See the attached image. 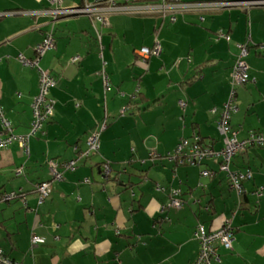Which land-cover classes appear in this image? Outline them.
<instances>
[{"label":"crops","instance_id":"1","mask_svg":"<svg viewBox=\"0 0 264 264\" xmlns=\"http://www.w3.org/2000/svg\"><path fill=\"white\" fill-rule=\"evenodd\" d=\"M83 1L71 0L64 7ZM49 7L47 0H0V106L14 133H28L39 84L36 69L22 66L16 58L19 54L33 58L43 34L49 31L55 47L40 59L39 67L49 70L56 81L49 94L54 101L53 114L30 138L29 155L15 144L0 149V196L21 190L26 197V206L19 199L0 201V248L17 264H191L198 253L195 226L202 224L215 231L231 220L233 247L219 250L217 264H264L263 146H251L232 160L233 171H250L252 175L242 183L239 196L219 171V159L187 165L181 172L160 165L143 174V167L156 161L137 164L150 150L162 156L180 139L194 135L215 150L221 149L217 121L231 93L229 73L238 44L248 45L250 80L234 90L232 104L237 111L231 114L229 124L239 140L252 132L264 134V50L259 48L264 43V7L150 15L151 43L144 40L145 31L142 40L126 26L130 21L117 15L108 17L104 25L93 24L85 16L54 21L45 14ZM141 22L145 27L147 21ZM155 37L161 53L143 61L136 52L153 47ZM178 89L179 97L174 94L167 100L165 94ZM169 102L170 113L162 112L169 115L166 126H159L167 140L172 137L170 144L168 141L165 148L161 143L148 145L151 140L141 141L138 135L136 148L130 150L129 167L126 163L128 168L122 173L119 166L126 162L127 149L122 151L115 141L127 136L120 123L131 120L123 117L127 112H141L139 108ZM190 106V122L183 119L180 126V108L184 112ZM212 108L218 113L212 115ZM110 117L118 119L109 124ZM104 121L98 153L77 160L78 152L86 149L89 132ZM74 159L75 170L65 171L63 181L51 182V194L39 206L34 186L51 180L47 161L62 164ZM102 163L115 174L106 176ZM20 167L23 175L18 177L15 170ZM93 169L101 182L93 179ZM204 170L210 173L207 177L201 175ZM121 173L128 177L122 180ZM89 175L90 183L82 184ZM156 180L165 182L166 191L144 199ZM137 185L139 197L133 191ZM260 188L263 192L257 198L253 193ZM170 189L182 191L185 205L162 212ZM237 201L240 208L232 216ZM32 234L45 242L32 247ZM133 237L138 242L132 245L128 240Z\"/></svg>","mask_w":264,"mask_h":264},{"label":"built area","instance_id":"2","mask_svg":"<svg viewBox=\"0 0 264 264\" xmlns=\"http://www.w3.org/2000/svg\"><path fill=\"white\" fill-rule=\"evenodd\" d=\"M50 4L45 14L57 20L62 17L85 16L88 17L91 23H100L104 25L108 17L119 14H140V15H173L184 11H202L206 9H242L261 8L264 7V0H215L213 2H182L181 0H92L87 2L84 0L80 5L70 7L63 6V0H47ZM160 1V3H156ZM171 21L174 16H171ZM203 20V18H201ZM218 37L226 38L225 35L219 34ZM99 38V35H98ZM55 47V38L51 31L43 34L41 42L35 48V56L27 58L23 54L17 56V61L24 67L34 68L38 72V94L33 99L31 104L32 122L27 134H16L13 131L10 121L5 117L3 108L0 106V149H5L13 144L17 145L24 153L29 155L28 143L31 137L37 135L44 123L47 122L54 110V101L49 97L50 91L55 87L56 81L49 70L39 67L40 59ZM238 53L229 73V83L232 87L228 100L222 105V110L217 121V130L222 137L221 149L215 150L212 145L206 146L201 143L199 137L192 139L182 138L178 141L174 151L167 153L169 162L175 165H201L204 161L210 159H219V171L222 172L229 182V189L236 192L237 196L242 193V183L249 180L252 175L250 171L244 173L231 170V163L234 156L246 150L251 146H264V134L252 132L244 140L237 138V131L232 130L229 120L231 114L237 111V107L232 104L235 95L234 88L244 86L250 80L248 73V65L246 57L249 54L247 44H238ZM264 50V43L259 46ZM161 46L156 37L153 47L140 48L136 55L141 57L143 61L151 56H159ZM75 57L73 61L78 60ZM181 108L185 107L183 101L179 102ZM123 112V111H122ZM210 113L217 114V108H212ZM106 128L105 121L100 127L89 132L85 145L86 149L78 152L77 160L81 158H89L99 150V140L102 131ZM150 162L160 158L154 150L149 151ZM76 159L65 163H58L56 160H48L47 166L51 176L50 181H42L34 186V191L37 194V204L40 206L51 194V182H61L64 180L63 173L65 171H74L76 168ZM144 162H141V164ZM107 165V164H106ZM109 165L105 168V175L109 174ZM175 171V169H174ZM210 173L206 170L202 171L201 175L207 177ZM16 176L23 175L22 167L15 170ZM85 178L82 183H88ZM156 191H164L159 185H156ZM263 188L254 191V195L258 198L262 195ZM19 199L26 206V197L21 190L11 192L0 196V201L10 203L13 200ZM239 201V200H238ZM237 201L236 209L233 211L234 216L239 207L240 202ZM184 206V201L181 198V192L178 189L169 190V202L162 208V212L166 209L180 210ZM194 238L198 242V253L192 264H217L219 262V250H231L234 242V234L231 222L226 220L223 225L215 231L208 232L204 225L198 224L194 230ZM45 240L39 236L31 235V246L43 244ZM0 264H17L8 258L4 251L0 248Z\"/></svg>","mask_w":264,"mask_h":264},{"label":"rangeland","instance_id":"3","mask_svg":"<svg viewBox=\"0 0 264 264\" xmlns=\"http://www.w3.org/2000/svg\"><path fill=\"white\" fill-rule=\"evenodd\" d=\"M74 1H77V0H74ZM181 1L182 2H192V0H181ZM71 3H72L71 0H63V4H64L63 6H68ZM156 3H160V1H156ZM116 17H120L121 20L123 19L125 21H128L129 20L130 23H127L126 26L129 28L128 25H130L132 27L133 31H135V34H137L139 36V38H142V40H143V37H144L142 33H143V31H145V38H144V40L149 41V43L152 42L153 35H154V33H153V23H152L151 20H149V19L152 18V16L151 17H150V15L142 16L140 14H132V15L119 14ZM114 19H116V18H113V21H114ZM142 20L144 21L143 22L144 24L147 21L146 22L147 24L145 25V27H143L141 25V23H142L141 21ZM120 41L122 42V39ZM229 88L232 89L231 85L229 86ZM236 88H238V86L235 87L234 89L236 90ZM174 94L179 97V95H180L179 89L177 91H175V92L169 91L168 93H166L165 95L167 97V100H171L172 97L174 96ZM171 103L172 102H169V105L163 104V105H160V106H157V107H154V108H152V105H151L149 108H146L144 110L142 108H139V110H141V112H139V111H131V112H127L125 114V117H123V118H125V119H131V120H123L120 123V125L125 129L124 130V133L127 134V136H125V137H123V138L115 141L117 143V145L122 149V151H123V149H127V152H125L126 153V160H125L126 162H124L123 165L119 166V167H121V170H122L121 172L122 173H123V171H124L125 168H128L129 167L128 161L132 158L131 157L130 150L132 148H136L137 143H138V135H139V138H140L141 141H144L145 142V141L151 140V141H148L147 142L148 145H155V146L157 145L158 146V144L161 143L163 145V147L165 148V144L167 145L168 144V141H169V144H170V142L172 140V137H171V140H167L166 139L167 138V136H166L167 133H166V135H164V132L161 130V127L159 126V124L166 123V119L165 118L167 116H169V115H166V116L164 115L163 116V113L162 112H165L166 111V113H170V111L172 109V106H171L172 104ZM182 110L180 108V113H179V118H178L179 119L178 121H180L179 122L180 126H182V124H183V122H182L183 119H185L189 123L190 122L191 115H192V108H191V106H190L189 110H186L185 109L186 112L185 111L183 112ZM132 118H134V120ZM117 119H118V117H110L107 121L110 124L111 122H113V121H115ZM168 121H170V119ZM168 128H171V125H168ZM148 134H152V137H149ZM128 136L133 137V140L130 137H128ZM161 136H164V138H162L160 140V137ZM220 138L222 139L221 135H220ZM174 141H175V139H174ZM177 144L178 143H176V145ZM176 145H175V147H176ZM174 148L171 149V151H168V152L165 151V153H163L162 156H160L157 153V155H159L160 158L155 159L156 162L152 166L151 165H148V166L143 167V169H142V171L140 173L143 172V174H144L145 172H147L148 169L151 168V170H152L154 168H157L160 165H166V167L169 168L170 172H172V170H174L175 168L177 170H179V172L188 169V168H186V167H188L187 165H181V164L175 165L174 163H171V162L168 161V159H167V153H170V152L174 151ZM97 153H95V154H97ZM111 160L113 161V159H111ZM210 160H214V159H210ZM141 162H144L145 164L151 163L150 162V158H149V153H147L146 159H140V160H138L137 161V164H141ZM126 163H127V166L128 167L126 166ZM102 165H103V172L106 173L105 168L107 167V165L105 163L104 164L102 163ZM116 165L117 164H115V166ZM108 171H109V173L111 172L112 175L115 174L113 171H111L110 168H108ZM122 173L120 174L121 176L123 175L121 177V179L124 180L126 177H128V173H126V176L124 174H122ZM106 176H108V175H106ZM89 178H90V175L87 178V180L90 181ZM93 179L96 182H99L100 181L99 176L97 175V172H96L95 169H93ZM159 180H161V179H159ZM102 182H103V180H102ZM89 183L90 182H88V183H82V184H89ZM142 183H141V185H142ZM156 185H159L162 188H164V191H160V192L156 191L155 190ZM133 187H135V186H133ZM165 187H166L165 186V182H162V181L155 182L154 189H149V191L147 192L148 194L145 193L143 195L144 196V199H152V198H155L157 196H160L163 192L166 191V188ZM139 188H140V186L137 185V187H135L134 190H133L134 191V194L136 196H138V197L140 196V189ZM135 242H138L135 237H133L131 240H128V243L129 244H132V245L135 244ZM139 244L141 246L143 245L141 243H139Z\"/></svg>","mask_w":264,"mask_h":264},{"label":"trees","instance_id":"4","mask_svg":"<svg viewBox=\"0 0 264 264\" xmlns=\"http://www.w3.org/2000/svg\"><path fill=\"white\" fill-rule=\"evenodd\" d=\"M231 117V116H230ZM231 119V118H230ZM230 121V120H229ZM199 137L200 138V140H201V143L203 144V145H206V146H209L210 144H207V143H205V141L199 136V135H194V136H192L190 139H192L193 137ZM186 139H188V138H186ZM264 147V146H263ZM245 151V150H244ZM243 152V151H242ZM232 164V163H231ZM232 170V169H231ZM172 171H174V170H172ZM233 171V170H232ZM175 172V171H174ZM235 172H237V171H235ZM110 174V173H109ZM108 174V177L110 176ZM226 177V176H225ZM227 179V178H226ZM227 181H228V179H227ZM228 187H229V182H228ZM178 190H180V189H178ZM180 192H181V198H182V191L180 190ZM183 200V199H182ZM184 201V200H183ZM169 202V201H168ZM184 205H185V201H184ZM237 205V204H236ZM184 207V206H183ZM240 208V207H239ZM236 209V208H235ZM234 209V210H235ZM175 210V209H174ZM239 210V209H238ZM238 212V211H237ZM233 213V212H232ZM237 214V213H236ZM235 214V215H236ZM234 215V216H235ZM233 216V215H232ZM230 222H231V220H229ZM197 226V225H196ZM196 226H195V228H196ZM231 226H232V224H231ZM195 228H194V230H195ZM206 229V228H205ZM194 230H193V237H194ZM207 230V229H206ZM218 230V229H217ZM232 230H233V234H234V228L232 227ZM208 231V230H207ZM208 232H210V231H208ZM195 239V238H194ZM197 244H198V242H197ZM232 247H233V245H232ZM2 249V248H1ZM3 250V249H2ZM232 250V249H231ZM227 251H230V250H227ZM4 254L6 255V253L4 252ZM7 256V255H6ZM8 257V256H7ZM9 258V257H8ZM195 260V259H194ZM194 260H193V262H194ZM192 262V263H193ZM191 263V264H192Z\"/></svg>","mask_w":264,"mask_h":264}]
</instances>
